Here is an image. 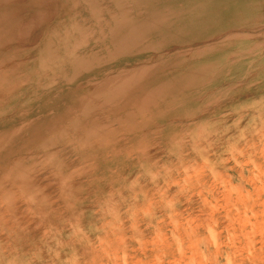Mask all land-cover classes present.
<instances>
[{"label": "rangeland", "instance_id": "obj_1", "mask_svg": "<svg viewBox=\"0 0 264 264\" xmlns=\"http://www.w3.org/2000/svg\"><path fill=\"white\" fill-rule=\"evenodd\" d=\"M54 1H0V252L14 246L16 256L38 254L31 264H56L71 225L98 223L108 194L127 230L130 210L165 187L164 170L179 179L191 166L204 168L202 195L212 187L208 200L223 205L217 227L241 233L236 264H264V236L245 223L264 210L254 178L264 170V0H212L127 47L112 44L115 6L104 15L97 7V18L78 14L76 0ZM197 190L176 210L211 223ZM177 191L168 186L165 197ZM73 247L89 259L85 245Z\"/></svg>", "mask_w": 264, "mask_h": 264}, {"label": "clouds", "instance_id": "obj_2", "mask_svg": "<svg viewBox=\"0 0 264 264\" xmlns=\"http://www.w3.org/2000/svg\"><path fill=\"white\" fill-rule=\"evenodd\" d=\"M201 138L203 137L196 139ZM174 146L178 147V143ZM193 150L198 149L194 146ZM204 163L208 165V161L205 160ZM208 170L211 172V165H208ZM171 171L174 169L164 170L162 178L165 187L157 190L154 199H147L144 206L130 210L128 220L131 223L127 230L123 226L124 221L120 218L118 202L112 198V194H108L101 201L97 209L100 213L98 223L90 224L87 231L79 226V218H77L76 223L71 225L69 243L63 246L68 249L65 259L58 260L56 264H236L239 250L233 251V249L237 248L241 233L230 226L219 229L217 222L212 219L223 205L215 199L211 202L208 200L207 197L212 196V187L203 189L207 196H203L199 190L204 168L191 166L181 168L177 172L179 179H171ZM180 172H183L182 176ZM148 175L155 181L161 173H148ZM254 178L260 183L256 191L264 192V170L258 171ZM172 185L177 186L178 191L172 197L166 198L167 187ZM192 188L198 189L195 194L201 196L202 205L208 208L207 216L211 223H202L198 217L184 216L176 210V206L181 202L179 197L186 192H191ZM221 188L228 197L239 195V189L235 187L226 189L221 185ZM132 200H136L135 195ZM260 203L264 208V201ZM257 215L260 219L255 222ZM140 221H147L145 226L152 229V234L147 239L143 238L139 230ZM245 223L255 235L264 236V210L259 214L254 213L252 219H246ZM126 232L132 234L129 235ZM222 234L223 239H221ZM244 238L250 239L248 236ZM128 241L135 244V247H130ZM75 244L86 246L89 259L85 260L77 255L73 247ZM17 251L18 249L14 246L11 249L5 247L0 252V264H31L33 257L38 258L37 253H33L28 258H25L23 253L16 256L14 254ZM244 251L248 258L252 257L247 247Z\"/></svg>", "mask_w": 264, "mask_h": 264}, {"label": "bare ground", "instance_id": "obj_3", "mask_svg": "<svg viewBox=\"0 0 264 264\" xmlns=\"http://www.w3.org/2000/svg\"><path fill=\"white\" fill-rule=\"evenodd\" d=\"M3 1L6 2V0H3ZM44 1L47 2L46 5L47 4H51V3H56V1H54V0H44ZM66 1H68V0H66ZM210 1H212V0H76L75 1L76 3H73V4H75V6L77 5L76 7L78 8V12H77L78 14H79V12L81 14L82 12H84V10H86L90 17H92V16L97 17L98 16V9L96 10L97 7H99V9H102V10H99V12L104 15V14H107L108 12H110V7L115 6L118 9V11L120 12L119 16L121 17V20H120L119 25L118 26H113V29L111 30V35H113L112 36V44H115V45H118V46H125L127 42L134 41L135 39H137L135 37L138 36V35H141V34H144V33H149V32H152V31H159L160 32L161 29L164 28V25H167V21L168 20H166V19H168L170 17H171L170 19L176 18V17L184 18L185 19L184 23H185L186 22V17L190 13H192V11H190V10H192V8L193 9L194 8H197V9L198 8H202V10H203L204 7H207V5L210 4L209 3ZM82 3H84V5H86L87 7L86 8L83 7V9H82L81 8L82 7ZM238 3H240V2H238ZM0 4H1V6H3L2 4H4V3H0ZM35 4H33V5L36 6ZM236 4H237V2H236ZM33 5H32V7H33ZM37 5H38V7H40L41 4L38 3ZM177 5L179 7H176ZM222 5H224V4H222ZM230 5H228V6H230ZM50 6L52 7L53 4L50 5ZM3 8H5V7H3ZM53 8H54V6H53ZM177 8H181V9H177ZM228 8L229 7H227V9ZM168 9H171L172 11L171 12H167ZM5 10L6 9H4L3 11H5ZM107 10H108V12H107ZM3 11L0 10V13L3 12ZM37 11H39V9L36 10V12ZM52 11H53V13H52ZM52 11H51V14H52L51 16H53V14L56 13L55 10H52ZM49 12L50 11H48V15H50ZM10 13H11V11H10ZM35 13H32L33 17L30 19L31 21H32V19L36 18V16H39L37 13L35 15ZM178 13H180V14H178ZM199 13H201V12L199 11ZM199 13L197 15H199ZM206 13H204V15H206ZM4 14H7V13H4ZM202 15L203 14L201 13V16ZM119 16H118V18H119ZM4 17H7V16H4ZM11 17H12V15H11ZM13 17H14V15H13ZM211 17L212 16H211V13H210L209 18H211ZM193 18H194V16L192 17V20H194ZM195 18H196V16H195ZM7 19L10 20V18H8V17L6 18V20ZM129 19H131V20H129ZM128 21H129V23H128ZM188 21L190 22L191 20H188ZM179 22H181V21H179ZM104 23H105V21H104ZM6 24H7V22H6ZM191 24H193V22ZM29 25L31 26V24H29ZM106 25H108V24L105 23V26ZM30 26H27V27H30ZM141 36L143 37V35H141ZM135 41L139 42V40H135ZM130 43H129V45H130ZM132 45H130V46H132ZM126 47H127V45H126ZM132 50H133V48H132Z\"/></svg>", "mask_w": 264, "mask_h": 264}]
</instances>
